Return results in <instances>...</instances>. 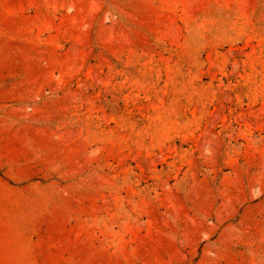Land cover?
<instances>
[{
    "label": "rangeland",
    "instance_id": "obj_1",
    "mask_svg": "<svg viewBox=\"0 0 264 264\" xmlns=\"http://www.w3.org/2000/svg\"><path fill=\"white\" fill-rule=\"evenodd\" d=\"M0 264H264V0H0Z\"/></svg>",
    "mask_w": 264,
    "mask_h": 264
}]
</instances>
